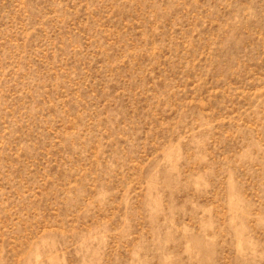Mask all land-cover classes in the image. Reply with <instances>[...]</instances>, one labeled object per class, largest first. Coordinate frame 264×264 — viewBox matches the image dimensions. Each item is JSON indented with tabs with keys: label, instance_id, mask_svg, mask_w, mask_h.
Returning a JSON list of instances; mask_svg holds the SVG:
<instances>
[{
	"label": "rangeland",
	"instance_id": "obj_1",
	"mask_svg": "<svg viewBox=\"0 0 264 264\" xmlns=\"http://www.w3.org/2000/svg\"><path fill=\"white\" fill-rule=\"evenodd\" d=\"M0 264H264V0H0Z\"/></svg>",
	"mask_w": 264,
	"mask_h": 264
}]
</instances>
